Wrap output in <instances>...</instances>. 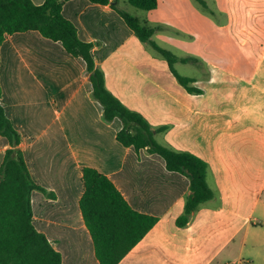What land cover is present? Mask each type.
<instances>
[{
	"label": "crops",
	"instance_id": "1",
	"mask_svg": "<svg viewBox=\"0 0 264 264\" xmlns=\"http://www.w3.org/2000/svg\"><path fill=\"white\" fill-rule=\"evenodd\" d=\"M119 7L155 29L162 48L195 53L189 77L202 94H189L111 6L71 0L62 13L95 45L107 89L155 129L168 127L157 141L208 164L214 197L178 227L189 180L117 141L122 122L105 120L82 59L38 32L15 34L0 48L1 103L32 179L55 195L33 193L36 230L62 264H100L80 209L90 167L135 211L159 218L120 264H264V0H211L205 11L196 0H158L143 13L129 0ZM9 148L0 134V166Z\"/></svg>",
	"mask_w": 264,
	"mask_h": 264
},
{
	"label": "trees",
	"instance_id": "2",
	"mask_svg": "<svg viewBox=\"0 0 264 264\" xmlns=\"http://www.w3.org/2000/svg\"><path fill=\"white\" fill-rule=\"evenodd\" d=\"M69 1L46 0L37 6L31 0H0V48L7 36L38 32L44 38L60 43L73 58L82 59L92 83V97L102 105L105 120L113 122L119 119L122 122L117 141L124 147L133 148L138 155L145 151L160 156L168 171L179 173L189 180L190 192L184 215L176 222L178 227H186L198 208L214 197L207 183L208 164L192 153L160 144L156 136L166 132L168 127L155 129L141 113L127 108L107 89L105 74L96 65L92 53L95 45L81 41L75 25L63 16V7ZM89 1L111 6L140 42L167 62L173 76L189 94L203 93L194 87L193 78L182 76L176 70L177 64H198L197 59L180 58L158 45L153 40L156 30L121 9V0ZM196 2L209 10L205 0ZM129 4L147 12L158 8V0H129ZM1 64L0 56V68ZM1 100L0 83V134L10 145L0 166V264H62L61 253L34 226L33 193L42 192L50 198L55 195L32 179L20 148L21 136L8 118ZM82 183L84 192L80 209L96 258L100 264H120L157 225L159 218L135 211L115 184L94 168L82 169Z\"/></svg>",
	"mask_w": 264,
	"mask_h": 264
},
{
	"label": "rangeland",
	"instance_id": "3",
	"mask_svg": "<svg viewBox=\"0 0 264 264\" xmlns=\"http://www.w3.org/2000/svg\"><path fill=\"white\" fill-rule=\"evenodd\" d=\"M208 2V5L210 4L211 0H205ZM130 5V4H129ZM131 7V5H130ZM133 7V6H132ZM123 10L126 11V9H124L122 7ZM139 11V13H143L140 10H136ZM205 11V9H204ZM127 12V11H126ZM133 16V15H132ZM134 17V16H133ZM172 52V51H171ZM176 53H174L175 55L177 54V56L179 57H184V58H191L194 56V52H190V51H175ZM206 56H209L210 53H204ZM163 60V59H162ZM177 70V69H176ZM194 71H195V67L193 64H183V65H178V73L182 76L185 77H189V76H193L194 75Z\"/></svg>",
	"mask_w": 264,
	"mask_h": 264
}]
</instances>
